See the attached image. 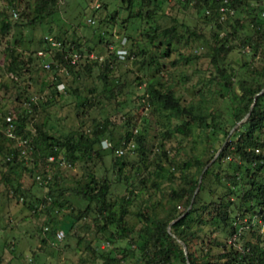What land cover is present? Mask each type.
Here are the masks:
<instances>
[{"label": "trees", "instance_id": "1", "mask_svg": "<svg viewBox=\"0 0 264 264\" xmlns=\"http://www.w3.org/2000/svg\"><path fill=\"white\" fill-rule=\"evenodd\" d=\"M36 14L31 20L23 23H11L4 16V11H0V37L6 35L13 26H29L31 24H39L47 16H51L56 9L57 0H36ZM165 0H162L161 4ZM183 5L191 4L199 19L203 23L209 25L211 40H204L206 44V56L209 64L215 71V75L221 81L220 90L217 91L219 97L226 96L228 103L226 106L225 117L221 118V110L211 111L200 100L197 104L183 105L179 97L175 95L171 87L163 88L157 79L146 83L145 86V105L154 110L166 121V125L170 120H175L176 124L172 128L164 129L166 138L171 134H180L188 136L193 132L196 126L200 133H207L211 136L219 134L217 139L226 138L228 130L233 127L247 113L253 96L258 93L264 85V0H177ZM127 10V19H147L154 14V8L142 10L143 6H149L155 3V8H160L159 0H120ZM15 1L9 0V14L15 12ZM99 5H97L96 9ZM94 11H96L94 9ZM6 12V9H5ZM16 13V12H15ZM95 14V13H94ZM2 15V16H1ZM92 18V17H91ZM112 23L114 20V12L108 16ZM92 24L95 22L92 18ZM131 22V21H130ZM100 21H96V24ZM130 23L129 25H132ZM182 33L178 32L176 26L170 25L160 29L159 45H163L162 55L167 56L172 46L187 38L199 39L201 34L197 33L196 26H189L183 22L178 23ZM93 27V32L97 31ZM101 32V31H100ZM100 32H97L99 35ZM102 33V32H101ZM126 34L124 43L129 39ZM44 36H51L55 40L63 41L60 35L51 34L50 27L44 31L34 44L36 50L30 51L25 57H21L20 53L15 52L13 48L6 49L7 64L4 66L6 73L10 74L11 79L16 82L17 77H21L26 68L28 61L32 63L34 59L42 63L49 60L47 57H38L37 50L47 51L50 46L43 40ZM152 38V37H151ZM31 40V39H30ZM121 38L117 37L108 49L100 62L94 58L85 61L82 65L77 63L76 66L67 65V61L63 58L65 50L53 51V61L50 63L53 79L49 98L56 96V84L61 81L62 76L57 75L56 63L64 65L69 74L76 77L83 72L90 73L92 67L101 66V72L98 77L103 83H108L106 73L113 69V62L118 60L115 50L120 46ZM16 41V40H15ZM100 41V40H98ZM32 42V40H31ZM76 44V43H74ZM67 45V44H66ZM67 49L70 45H67ZM65 48V49H66ZM76 50L80 53L83 51L76 44ZM243 49L245 53H249L252 58H258V65L248 70V77H240L235 74L232 66H227L224 60L231 50ZM126 50L125 57H129L131 49ZM91 51V50H87ZM93 51V50H92ZM243 65H249L244 62ZM78 66L82 68L76 69ZM79 67V68H80ZM43 68V67H42ZM156 68V67H155ZM44 69V68H43ZM235 78V80H234ZM115 80H113L114 82ZM141 82V80H139ZM112 82V83H113ZM118 82V80H117ZM218 83V81H217ZM118 85V83H116ZM106 88V87H105ZM65 89V87H64ZM225 89L226 94L221 92ZM94 88H89L92 93ZM108 92H111L109 89ZM230 95V96H229ZM27 106L19 112L11 113L8 110L0 112V166L5 168L2 179L5 183L9 181V173L16 168H24L25 162L30 167L27 172L32 176V185L44 186L47 188L45 194L41 197H34L27 190H20L19 184L14 187V194L22 201L26 208L32 211L50 212L55 208V212L61 207L71 208L74 214H62L59 220L49 217L45 222L44 230L47 237L54 244V235L57 230H62L67 235L75 222L89 214L95 213L98 229L101 232H107V239H125V245L120 249L122 255L120 259L126 258L136 252L141 264H264V250L257 243L246 242L238 248L237 242L242 237V231L250 228L251 218L246 222H240L239 219L247 211L254 212L255 216H259L264 221V92L256 97L253 108L249 116L238 124L237 128L229 135L225 145L218 153L215 160L210 164L203 173L198 191L193 196L197 185L198 177L203 167L210 161L218 150L209 147V155L203 160L202 152L193 159L186 161H176L168 158L164 151H161V144L158 145L156 158L153 160L154 170H152L153 178L151 185L157 187L161 180L166 179L173 181L180 180V184L171 188L167 193V202L156 213L152 211L153 204L143 206L134 212L137 216L138 226L128 224L127 215L131 214L128 210V204L134 195L133 186L128 185L127 174L123 173V169L127 166V152L132 151L135 155H143L145 148L143 145L144 135L132 128L125 129L122 135L115 138L112 131L109 130L111 120L106 117L97 121L93 126L72 130L61 137H55L47 134L43 130V123L37 125L34 123V130L31 132L27 128V122L30 115L37 105H44L50 99L39 101L37 97L26 98ZM11 119V136L7 135L6 117ZM125 127H129L130 120L128 117L122 116ZM220 118V119H219ZM25 140L26 150L22 153L21 145L18 140ZM103 141L107 143L103 147ZM129 143L132 148H128L123 154H117V150L125 148ZM254 149L260 150L255 152ZM207 151V152H208ZM29 155H28V154ZM30 156V157H29ZM162 157V160L160 158ZM51 157V160H49ZM104 158H109V171L104 168L103 172L98 173L93 169L95 161L101 163ZM144 158V156H143ZM228 159L225 161V159ZM226 162L227 171L223 174L216 172L222 162ZM143 162V161H142ZM217 163L214 173L210 172L211 167ZM188 164L194 167V172L186 174L185 169ZM67 166L73 168L79 166L85 169V181L80 184V179H74L71 186L65 188L68 190V197L63 196V189L59 187L63 177L51 174L47 179L48 172L52 168ZM174 171L180 172L175 176ZM212 171V170H211ZM139 172V166L136 167L134 174ZM211 173L215 176L217 183L225 187L226 192L215 199L210 196L209 199L202 198L206 188L205 180ZM39 177L37 179L36 177ZM61 178V179H60ZM60 180V181H59ZM230 181V185L224 183ZM142 183V181H140ZM122 186L125 192L122 195L113 194L111 186ZM193 199L191 201V198ZM83 206L80 207L79 204ZM43 204V207L41 205ZM190 205L187 213L170 225L167 231L168 223L178 217ZM182 206V211L178 208ZM220 226L229 242L220 241L216 238L205 239L204 232L201 231L206 223ZM240 226V229L238 227ZM114 227L112 232L110 229ZM173 235L175 237H173ZM182 241L186 246V256L183 253L182 245L176 240ZM203 244V253H196L195 245ZM218 246L220 252L211 253L210 247ZM93 252L94 250L91 249ZM98 257L101 258L102 264H119V258L114 255L109 256L99 252Z\"/></svg>", "mask_w": 264, "mask_h": 264}, {"label": "rangeland", "instance_id": "2", "mask_svg": "<svg viewBox=\"0 0 264 264\" xmlns=\"http://www.w3.org/2000/svg\"><path fill=\"white\" fill-rule=\"evenodd\" d=\"M14 1L15 17L11 14L6 15L9 14V0H0V11H4V16L11 23L24 24L25 21L31 20L35 16L36 0ZM161 2L162 0H159V9L155 8V3L142 7L143 12L147 8H154V14L151 17L127 19V10L120 0H57L55 12L51 16L45 17L40 23L41 25L13 26L6 35L0 37V112L8 110L11 113H16L25 109L28 107L26 98L29 97H37L40 102L50 99L48 103L42 106L37 105L32 111L27 122V128L31 132L34 130V123L37 125L43 123V130L47 134L61 137L72 130L79 129L78 127L88 128L97 121L108 117L110 120L112 119L109 130L112 131L115 138L122 135L125 129L132 128L131 126H133L132 130L136 129L144 135L145 153L135 155L132 151L127 152L125 157L128 163L123 169V173L128 176L127 184L131 183L134 190V195L128 204L131 214L127 215L126 219L128 224H133L136 227L139 223L136 221L135 211L143 206L153 204L152 211L157 213L163 205L169 202L167 193L170 189L180 184L178 179L173 181L163 179L157 187L151 185L152 170H154L153 160L159 152L157 149L159 144L162 145L161 151H164L168 158H173L176 161L193 159L203 151L202 158L205 160L209 155V147L218 149L225 139L221 137L217 139L219 134L215 137L209 134L207 136L206 132L200 133L196 126L188 136L171 134L166 138L164 129L172 128L176 121L170 120L166 125L163 117L154 110L151 111L150 107L146 108L144 88L146 83L154 79H157L163 88L171 87L183 105H195L203 100V104L207 106L208 110H221V118L225 117L226 106L229 102L226 96L221 98L217 95L222 82L215 75V71L205 55L207 46L203 41L211 40L209 25L199 19L191 4L183 5L177 0H165L162 4ZM97 5L99 6L96 9ZM111 12H114L112 23L108 18ZM91 17L95 21L93 24ZM96 21H100V23L96 24ZM180 22L189 26L195 25L197 33L202 36L199 39L181 40L172 46L167 56H163L161 52L164 46L158 43L159 31L163 27L173 25L176 26L179 33H182L180 25H177ZM130 23L133 24L129 25ZM96 25L98 26L97 31L93 32L92 28ZM49 27L51 34L60 35L63 41L75 51L77 44L85 54H88V57L97 56V62L107 55L108 45H112L115 38H121L122 42L124 38L126 39V34L129 39L122 47L127 50L131 49L132 52L129 57L117 58L118 60L113 62V69L106 73L107 84L98 77L102 71L101 66L94 65L89 74L83 72L82 69L75 81L71 74H61V81L64 83L65 89L63 91L56 89V96L49 98L51 91L49 84L52 82L54 71L43 69L39 59H34L32 63L28 61L26 66L28 71H24L21 77H17L16 82L4 69L7 59H9L5 52L7 48H13L15 52L20 53L21 57H25L30 51L36 50L34 42ZM97 32L100 34L98 35ZM105 41L108 42V45L105 44ZM242 50L241 48L231 50L227 53L224 62L227 66L233 67L236 75L248 77V70L256 67L259 61L257 57L252 58L249 53L242 52ZM244 62L249 65H243ZM83 63L85 60L79 62L81 65ZM82 66H78L76 69L80 70ZM113 80L115 81L113 82ZM89 88H94V91L90 93ZM109 89L111 92H108ZM221 92L226 91L222 89ZM122 116L129 118V127H125ZM231 129L232 127L228 131ZM106 143L103 141L102 146L104 147ZM130 144L132 143L126 145L125 151L132 148ZM24 148L26 149V147ZM160 158L162 160L161 156ZM227 160L226 158L225 161ZM225 161L216 171L219 174L228 170ZM25 164L27 165L24 168L18 167L9 173L10 182L8 183L2 179V172L5 174L4 172L7 170L0 166V264H102V259L98 257L99 252L119 258V264H141L136 252L120 259L122 255L120 249L125 245L126 240H108V233H103L98 229L99 224L95 213L94 217L93 214H89L78 219L67 235L64 234L60 241L54 238V244H52L51 239L46 238L44 222L49 217L59 220L62 214H74L75 212L70 207H61L57 212H55V208L50 212L32 211L26 208L12 192L13 186L19 184L20 190H27L34 197L43 196L47 188L31 184L32 176L27 172L30 165L28 162ZM217 165L215 163L211 167V173L215 172ZM137 166H139V172L134 174ZM97 168L98 173L103 172L104 168H108L107 175L109 176L111 174L109 158H104L102 163L96 160L93 169L97 170ZM53 171L58 178L65 179L59 185L63 189V196L68 197V190L65 188L71 186L74 179H80V184L86 180L85 169L79 166L52 168V171L48 172V176L51 177ZM183 171L186 174H191L194 172V167L188 164ZM174 172L175 176L180 175V172ZM211 173L205 180L206 191L200 193L203 199H209L210 196L215 199L226 192L225 187L220 186L216 177ZM224 184L229 186L230 181ZM111 187L112 190L114 189L113 194L127 193L123 185ZM79 206L82 207L83 204L80 203ZM182 209L180 206L178 211L180 212ZM251 214L255 213L247 211L239 219L240 222H246L250 217L254 223L250 228L245 227L237 244L240 246L246 242L257 243L264 250V221H261L259 216ZM110 230L113 232L114 227ZM201 231L204 232L205 239L216 238L220 241L226 239L227 242L231 240L220 226L208 222ZM116 247L120 249H116ZM202 247V243L195 245L198 255L203 253ZM220 251L221 248L218 246L210 247L211 253L216 254ZM222 261L219 264H222Z\"/></svg>", "mask_w": 264, "mask_h": 264}, {"label": "built area", "instance_id": "3", "mask_svg": "<svg viewBox=\"0 0 264 264\" xmlns=\"http://www.w3.org/2000/svg\"><path fill=\"white\" fill-rule=\"evenodd\" d=\"M12 16H16V13L15 12H12V14H11ZM91 20V19H90ZM93 21L91 20V23H92ZM43 40H44V42L46 43V44H48L49 46H50V48H48V50L47 51H43V50H37L36 51V55L38 56V57H47V58H49V60H47V61H44L43 63H42V67L45 69V70H49L50 69V63L53 61V59H52V57H53V51H61V50H65V54H64V56H63V58L67 61L66 63H67V65H70V66H76V64L77 63H79L81 60H85V61H88V60H92V59H94V58H97V56H94V55H92V56H90V57H88L87 55L88 54H85L84 52L83 53H80L78 50H74L71 46H70V48L69 49H67L66 47H67V45H69V44H65V45H63L62 44V42L60 41V40H55V39H53L51 36H44L43 37ZM124 39L122 40V42L120 41V46L115 50V53L117 54V56H118V58H123L124 56H125V53H126V50H125V48L124 47H122L123 46V44H124ZM111 46H109V48H110ZM66 48V49H65ZM56 74L57 75H61V74H63V75H68L69 73H68V71H67V68H66V66H64V65H59V64H57L56 63ZM56 89L57 90H61L62 89V91H63V89H64V83L63 82H59V83H57L56 84ZM6 121H7V127H6V132H7V135L8 136H11L12 135V133H11V128H12V124H11V119H10V117H6ZM19 142H18V145H21V148H22V153L24 152V150H26L24 147H26L25 146V140H18ZM127 146H128V144H127ZM126 147V146H125ZM264 150V149H263ZM254 151L257 153V152H259L260 150H258V149H254ZM123 152H124V148H122V149H119V150H117V154H123ZM49 160H51V157H49ZM37 179H39V177L37 176L36 177ZM46 178L48 179L49 178V176H46ZM41 207H43V204L41 205ZM253 223H254V220H251V222H250V224L253 226ZM63 236H64V233H63V231L62 230H57L56 232H55V235H54V238L56 239V240H61L62 238H63ZM238 248L240 247V246H238V244L236 245Z\"/></svg>", "mask_w": 264, "mask_h": 264}, {"label": "water", "instance_id": "4", "mask_svg": "<svg viewBox=\"0 0 264 264\" xmlns=\"http://www.w3.org/2000/svg\"><path fill=\"white\" fill-rule=\"evenodd\" d=\"M263 92H264V85H263V87L261 88V90L253 96L252 103H251V105H250V107H249L247 113L244 115V117H243L242 119H240V120H239V121H238V122L232 127V129L229 131V133L227 134L226 138L224 139V141L222 142V144L220 145V147L218 148V150L215 152L214 156H213V157L210 159V161H209V162L203 167V169H202V171H201V173H200V175H199V177H198L197 185H196V187H195V190H194L193 196H194V195L196 194V192L198 191L199 184H200V181H201V178H202V176H203L204 171H205V170L208 168V166H209V165L215 160V158L217 157L218 153L221 151V149H222L223 146L225 145L226 141L228 140V137H229V135L231 134L232 130H233L238 124H240L241 122H243L244 120H246V118L249 116V114H250V112H251V110H252V108H253V105H254V103H255L256 97H257L258 95L262 94ZM193 196H192V198H191V201H192V199H193ZM189 208H190V205H189V206L186 208V210H184V211H183L178 217H176L175 219L171 220V221L168 223V225H167V231H168V232H169L170 225L173 224L174 222H176V221H177L178 219H180L181 217H183V216L187 213V210H188ZM173 237H175V236L173 235ZM176 240L182 245L183 253H184V255L186 256V252H187V250H186V246H185V244H184L182 241L178 240V239H176ZM187 264H189V263L187 262Z\"/></svg>", "mask_w": 264, "mask_h": 264}]
</instances>
